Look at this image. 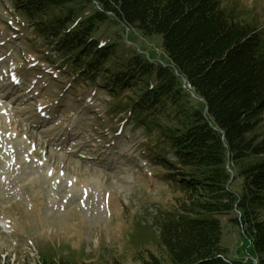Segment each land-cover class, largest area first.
Returning a JSON list of instances; mask_svg holds the SVG:
<instances>
[{
    "label": "trees",
    "instance_id": "16d2710c",
    "mask_svg": "<svg viewBox=\"0 0 264 264\" xmlns=\"http://www.w3.org/2000/svg\"><path fill=\"white\" fill-rule=\"evenodd\" d=\"M9 3L55 48L63 59L57 67L68 66L73 75L79 74L75 81L95 84L102 73L103 88L112 96L130 90L133 98L134 89L138 94L144 89L132 101L131 115L142 128L160 131L157 141L162 148L149 147L147 155L162 170L159 180L180 195L174 211L158 222L152 238L158 246L156 255L147 252L138 264H264L261 27L222 8L219 0ZM106 21L161 36L166 63L141 60L136 53L117 63L115 46H100L93 37L96 25ZM110 59L118 65L115 74L106 68ZM124 72L129 79L122 77ZM161 114L168 125L163 130ZM231 212L238 216L232 222L240 225L241 242L248 248L244 263L227 258L220 245L222 226L215 216ZM36 264L74 263L39 254Z\"/></svg>",
    "mask_w": 264,
    "mask_h": 264
},
{
    "label": "rangeland",
    "instance_id": "374dc122",
    "mask_svg": "<svg viewBox=\"0 0 264 264\" xmlns=\"http://www.w3.org/2000/svg\"><path fill=\"white\" fill-rule=\"evenodd\" d=\"M219 1L264 34V0ZM9 2L0 0V51H9L0 75L2 69H16L21 79L13 89L0 79V94L8 93L2 100L9 105L7 117L0 116V136L5 127L16 132L11 142L0 138V264H36L39 254L74 264H138L147 252L156 255L152 238L158 222L174 211L180 193L159 180L162 170L147 155L149 147L162 148L160 131L142 128L131 115L132 101L144 87L139 94L132 88L136 95L131 98L130 90L116 96L106 91L102 73L95 84L75 81L79 74L57 67L63 59L55 48ZM96 26L94 39L100 46H115L117 63L135 53L141 60L166 63L161 36L113 21ZM108 61V72L115 74L118 65ZM31 85L37 89L29 93ZM34 104H48L47 115L56 123L38 124ZM162 114L161 130L168 126ZM25 133L40 151L20 138ZM166 159L174 161L170 154ZM215 217L225 256L244 263L248 248L241 242L240 225L232 222L236 212Z\"/></svg>",
    "mask_w": 264,
    "mask_h": 264
},
{
    "label": "bare ground",
    "instance_id": "6f19581e",
    "mask_svg": "<svg viewBox=\"0 0 264 264\" xmlns=\"http://www.w3.org/2000/svg\"><path fill=\"white\" fill-rule=\"evenodd\" d=\"M9 106H8V104H7V102L6 101H1L0 102V116H4V117H7V114L9 113V108H8ZM8 120H9V118H7ZM8 129H11V128H8ZM10 136H12V135H15L14 134V132H10V130H9V133H8ZM12 144V143H11ZM12 146V145H11ZM10 146V147H11ZM12 148V147H11ZM3 226H2V224H1V221H0V228H2ZM1 232L2 233H7V231L6 230H2L1 229Z\"/></svg>",
    "mask_w": 264,
    "mask_h": 264
}]
</instances>
